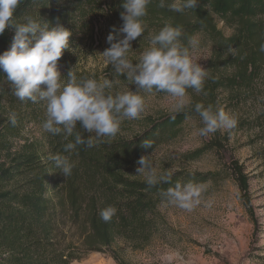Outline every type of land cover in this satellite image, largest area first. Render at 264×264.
<instances>
[{"label": "trees", "instance_id": "1", "mask_svg": "<svg viewBox=\"0 0 264 264\" xmlns=\"http://www.w3.org/2000/svg\"><path fill=\"white\" fill-rule=\"evenodd\" d=\"M122 3L123 0H24L13 19L23 23L25 16L41 17L51 27L59 25L68 30L69 48L58 61V70L64 77L73 70L78 79L89 78L76 70L85 46L94 41L99 30L105 48L110 47L107 36L113 27L123 23ZM159 3L152 0L148 5L143 18L145 32L132 42L129 59L138 62L149 47L150 35L165 25L180 26L185 37H201L210 46L205 67L207 96L189 90L185 112L147 117L140 123L141 131L130 137L118 133L111 142L94 148L81 146L78 154L70 157L75 166L68 177L50 159L69 154L63 151L66 141L43 130L44 106L14 97L11 82L0 70V115L9 117L15 112L18 118L15 127L9 123L0 131V264H72L91 253L107 255L116 264H127L122 257L123 247L143 250L164 226L158 211L162 205L159 189H167L177 181L203 186L225 180L220 173L180 170L172 172L171 184L149 190L145 180L129 175L130 166L141 156L173 142L185 122L199 119L194 112L196 103L211 104L215 110L234 114L238 123L231 132H253L251 142L259 144L256 156L262 162L264 177V52L260 50L264 44V0H199L195 10L183 13L161 8ZM14 35V29L0 35V55L10 49ZM111 69L108 65L105 78L136 87ZM186 114L192 118L186 119ZM24 123L40 125L42 138L21 140L15 147L10 140L16 139L15 133ZM144 140L152 141L153 148L142 147ZM218 147L220 140L208 149ZM229 172L255 227L253 234L257 235L251 177L235 162ZM110 205L117 208V213L105 223L99 212Z\"/></svg>", "mask_w": 264, "mask_h": 264}, {"label": "clouds", "instance_id": "2", "mask_svg": "<svg viewBox=\"0 0 264 264\" xmlns=\"http://www.w3.org/2000/svg\"><path fill=\"white\" fill-rule=\"evenodd\" d=\"M24 0H0V35L6 29H14L10 49L0 55V70L11 82L12 95L21 102L42 104L45 119L42 128L52 136H60L66 143L63 151L69 155L50 157L55 168L65 177L72 174L74 163L70 157L78 154L81 146L91 149L101 143L111 142L121 131L125 120H138L146 110V97L165 95L174 103L176 113L185 112L189 104V90L207 96L205 81L207 70L192 58L198 41L185 37L180 26L165 25L149 37V47L140 55L138 62L129 59L132 42L145 32L143 18L152 0H123L120 13L122 25L113 27L107 36L110 45L99 54L117 76L126 77L130 89L113 94L115 80L102 78H79L73 70L66 77L58 70V61L69 48L71 33L62 26L51 27L41 17L25 16L23 23L13 19L14 13ZM199 0H180L166 4L160 0L159 7L183 13L195 10ZM260 50L264 52V44ZM45 86V89L41 88ZM202 127L198 134L208 137L217 131L231 133L237 120L223 109L215 110L211 104L194 105ZM174 118V117H173ZM191 119L190 115H185ZM9 122L15 127L17 114H9ZM79 122V128L77 124ZM84 133H88L85 137ZM142 147L153 148L150 140ZM136 172L145 178L148 189L159 184H171L172 173L165 170L158 174L149 155L136 161ZM162 204L191 212L201 204L202 187L192 181H177L167 189H159ZM117 208L108 206L99 212L100 219L108 223L116 215Z\"/></svg>", "mask_w": 264, "mask_h": 264}, {"label": "rangeland", "instance_id": "3", "mask_svg": "<svg viewBox=\"0 0 264 264\" xmlns=\"http://www.w3.org/2000/svg\"><path fill=\"white\" fill-rule=\"evenodd\" d=\"M227 32V31H226ZM228 33V32H227ZM100 31L93 42L87 43L81 60L76 67L89 78H105L108 65L99 56L106 49ZM198 47L193 51L195 63L206 67L210 56V46L201 38L195 37ZM112 70V69H111ZM136 87L115 84L113 94ZM174 103L168 96H147L146 110L138 120H125L119 132L130 137L141 131L142 120L147 117L158 118L175 113ZM226 113L235 115L226 111ZM9 117L0 115V131L9 124ZM200 119L189 120L182 125L179 137L162 145L149 154L158 174L165 170L190 171L196 173H220L225 177L217 184H204L201 204L191 212L174 206L160 205L159 214L162 227L143 250L133 251L123 247L122 257L127 264H264V177L262 162L257 158L258 143L253 132L219 131L208 137H201ZM10 140L13 146L21 140L40 141L42 128L33 123H24ZM253 139V140H252ZM220 140V147L209 151L214 141ZM147 156V155H146ZM235 162L242 166L251 177L250 194L258 218L259 232L246 213L240 199L238 188L229 172ZM137 163L130 166L131 177L145 180L138 175ZM72 264H116L109 256L91 253L81 261Z\"/></svg>", "mask_w": 264, "mask_h": 264}]
</instances>
